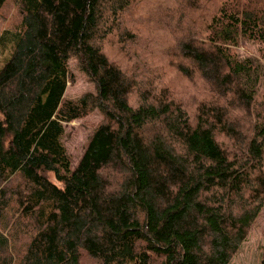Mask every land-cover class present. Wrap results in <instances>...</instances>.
Wrapping results in <instances>:
<instances>
[{
    "label": "trees",
    "instance_id": "trees-1",
    "mask_svg": "<svg viewBox=\"0 0 264 264\" xmlns=\"http://www.w3.org/2000/svg\"><path fill=\"white\" fill-rule=\"evenodd\" d=\"M13 1L6 28L0 0V264H229L264 207V78L250 92L256 65L237 52L264 43V0L144 14L140 0ZM71 59L95 94L64 98ZM95 109L71 170L63 123Z\"/></svg>",
    "mask_w": 264,
    "mask_h": 264
},
{
    "label": "rangeland",
    "instance_id": "rangeland-1",
    "mask_svg": "<svg viewBox=\"0 0 264 264\" xmlns=\"http://www.w3.org/2000/svg\"><path fill=\"white\" fill-rule=\"evenodd\" d=\"M154 0H140L135 8V12L139 9V14H144L145 8L150 6ZM5 21L3 27L15 28L20 21V14L13 0L8 2L6 8L3 10ZM136 23V21H134ZM105 50L111 57L119 56L108 45H105ZM261 51H264V43H257L252 41H243L241 46L237 48L240 57H251L254 60L256 69L249 72L243 79L247 89L253 94H257L262 87L264 78V63L261 59ZM10 51H0V67L3 65L5 59L9 56ZM261 52V53H260ZM69 71L73 75V81L68 82L64 98L74 100L85 93H96L95 85L90 82L87 76L81 72L74 59L69 61ZM169 81L174 86L182 83V80L176 77L173 73H169ZM189 87V86H188ZM103 119L99 110L95 109L88 115L63 123L64 133L61 141L66 149L70 160V168L73 170L79 160L81 159L87 145L92 137L96 127ZM52 178V176H51ZM52 180H54L52 178ZM18 202L20 205L19 212H27L29 207L24 205L22 194L18 193ZM264 252V207L252 224L248 234L241 244L237 252L231 258L229 264H260Z\"/></svg>",
    "mask_w": 264,
    "mask_h": 264
}]
</instances>
